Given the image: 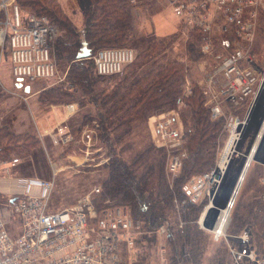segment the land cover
Returning <instances> with one entry per match:
<instances>
[{"label": "rangeland", "instance_id": "rangeland-1", "mask_svg": "<svg viewBox=\"0 0 264 264\" xmlns=\"http://www.w3.org/2000/svg\"><path fill=\"white\" fill-rule=\"evenodd\" d=\"M16 1L23 15L40 13L48 16L57 28V35L60 36L58 38L56 37L57 35L55 36L57 39H54L51 46V56L56 65V76L48 81L29 82L28 85H30L31 90L28 93H25L23 88L21 89L23 81L15 80L11 73L7 45L5 47L0 46V122L8 123L11 126V119L14 122L25 121L20 129L17 128V130H21L20 132H16V129L14 131L20 134L27 133L31 137L30 143L36 142L30 149L24 147L15 149V146H12L14 149L10 148L0 152V209L2 208L6 214L10 212L9 206L5 204V198L1 197V190H7V183L11 179L18 176H38L52 180L53 186L50 189L51 192L47 204L49 210L58 211L77 204L81 196L99 187V191L93 195L94 199H96L97 194L108 180L109 168L107 166L116 158V147L114 149L112 147L107 148L105 142L101 141V136L100 139L97 137L99 146H103L101 151L92 152L91 155H88L89 160L84 162V165H80L79 163L85 156L81 150H78V148L72 150L73 147L69 148L59 144L53 145L50 142L49 135H44L40 144L36 137L32 135L36 134L35 126L29 120L33 118V114H38L41 118L45 114L48 115L49 106L52 109L56 108L53 110L61 114L66 103L74 102L76 103V111L71 115H62L63 119L61 121L63 120V122L67 123L71 131L78 135L84 124L90 123L91 119L96 117V114H94L95 109L100 107L104 110L103 106H106L107 103L88 104L87 102L85 104L88 105L83 106L82 101V103L76 101L79 96L71 98L61 96L57 101H54L53 98L55 96L53 95H55L56 89H51L53 91L50 94H46L47 89L65 80L67 72L72 77L86 75V90L94 88L92 92L101 100L103 99V92H107L106 90L111 91L126 71H129V68H124L122 73L119 74L98 77L92 71L90 63L92 59L90 61L89 56L83 57L89 59L83 61V66L87 68L86 70L81 69L78 66L79 64H76L80 62L78 61L80 58L77 60L75 55L72 54L79 50L78 47L81 46V42L86 40L85 27L82 21L87 0H44L42 4L38 3L36 5H29V0ZM115 3L119 4V6L121 5L120 10L116 12L115 21L117 22L122 18L120 24L127 22L126 34L130 38L124 44L119 41L115 44H99L95 49L126 46L132 48L135 53H139L150 42L147 49L149 53L145 57H139V59H136L137 61L135 60L137 63L135 73H141L158 63L164 64L177 60L182 64L185 72L184 85L187 83L186 88H189L190 84L198 87L204 96L205 104L210 107L206 103L207 95L203 90L214 68V53L222 52L225 48L215 44L210 53L203 52L201 50L202 40L198 33L179 24L166 0H118ZM56 9L59 14L64 13L61 14L62 17L67 16L74 24L73 26L77 33L75 39L78 43L75 51L69 49L68 53H62L59 50L61 46V44L59 45V39L63 41L66 39L64 40L63 34H65V30L62 29L60 19L56 20L53 17V10L56 11ZM120 33L125 32L121 30ZM152 35L156 36V38L151 39ZM88 47L90 48L91 46L88 44ZM253 52V66L259 76L264 77V14H262L256 30ZM262 82L260 91L249 111V104L246 103L240 102L237 105L227 103V101L223 103L226 116L233 113L243 117L247 113V123L237 141L234 154L230 155L231 158L227 168L213 197V205L207 210L203 221L200 222V216L204 206L208 203L207 196L192 203L186 201L188 205L186 209H191L189 207L190 204L194 205L195 209L191 212L189 210L188 214V211H184L186 203L182 207L181 202L183 199L180 200L173 192L171 206L166 209L168 216L161 223L166 227V232L158 231L160 224L154 227L147 224L144 228V221L134 215V210L131 207L120 205L125 207L129 217L140 225L134 242L137 251V254L135 253L137 264H144L143 262L146 264H234L232 253H230L231 248L237 247L235 235H238L243 230L250 231L252 246L259 256L264 255V234L260 235L261 231L264 232V183L261 182V178L264 177V130L262 137L257 140L256 153L253 154L249 170L230 210L224 228L225 234L218 239H214L212 233V229H214V225L217 224L219 218V211L228 204V199H230L231 191L241 170L240 168H242L245 157L256 140L259 126H261L264 118V78ZM222 83L223 80L218 77L214 86L215 90H218ZM43 96V99H47L40 100L38 98ZM25 98H28V100L26 101ZM187 111L183 110V117ZM217 120L216 122L222 123L221 135L216 137V143L210 147L209 154L205 152V149L203 150V153L211 158L213 165L207 167V165H203V161L194 164L192 160L191 167H193V170L191 171L193 172L185 173L186 170L183 171L181 167L179 171L171 174L166 172L165 163V176L170 189H173L178 180L183 182L192 176L210 170L215 165L227 135L224 129L225 118L221 117L217 118ZM43 121L45 122V120ZM45 127L43 129H48L49 125L46 123ZM25 129L27 132H24ZM154 131L152 121L150 124V122L144 120L137 127H134L126 139L130 143L129 147L131 148L129 151L148 144L153 139L156 143ZM129 151L126 150L121 154L125 160L130 153ZM13 158H18L20 162L16 165H11L10 161ZM101 160H104V162ZM244 220L246 224L244 223L243 225L242 221ZM169 229L172 234L171 239L168 235ZM179 229L182 230L183 235L181 236L177 235ZM12 231L15 232V230ZM187 231H190L192 235H187ZM194 233H197V235L193 236ZM179 237L182 238L179 239Z\"/></svg>", "mask_w": 264, "mask_h": 264}, {"label": "built area", "instance_id": "built-area-1", "mask_svg": "<svg viewBox=\"0 0 264 264\" xmlns=\"http://www.w3.org/2000/svg\"><path fill=\"white\" fill-rule=\"evenodd\" d=\"M166 1L179 24L207 35L201 44L203 52L210 53L215 44L225 48L214 53V68L203 92L207 95L211 118H225L224 146L232 137L233 155L247 123V113L243 117L233 113L226 116L223 103H246L249 111L260 91L264 77L256 72L252 56L256 30L264 14V0ZM56 35L55 24L45 14L23 15L16 0H0V46L7 45L11 73L15 80L23 81L21 85L56 76L51 56ZM89 57L95 73L110 76L122 72L134 60L135 52L129 47H105L91 51ZM218 77L223 83L215 90ZM64 108L65 114L71 115L76 111V103H66ZM152 119L156 143L167 150L166 172L174 174L182 167L185 154L181 150V124L173 111ZM34 130L36 133L37 128ZM97 133L95 118L84 124L78 135L63 120L42 130L53 145L81 150L85 156L80 165L89 160L92 152L101 151ZM224 146L210 170L181 184L182 207L186 201L196 202L204 196L208 198L204 208L211 205L227 168V164L220 168ZM252 147L253 144L249 150ZM19 162L13 158L10 164ZM261 182L264 183V177ZM7 185V190H1L10 212L6 214L0 209V264H137L134 242L140 225L129 217L125 207L97 210L93 195L99 187L81 196L77 204L51 211L47 204L53 186L51 179L18 176ZM158 231L166 232V227L160 224ZM212 233L214 239L225 234H216L215 229ZM235 236L237 247H232L230 252L234 264H264V255L259 256L251 244L249 230Z\"/></svg>", "mask_w": 264, "mask_h": 264}, {"label": "trees", "instance_id": "trees-1", "mask_svg": "<svg viewBox=\"0 0 264 264\" xmlns=\"http://www.w3.org/2000/svg\"><path fill=\"white\" fill-rule=\"evenodd\" d=\"M115 1L118 0L86 1L82 22L85 27L86 41L91 46V51H95L99 44H115L117 41L124 44L130 38L126 34L127 22L120 24L122 18L115 21L116 12L120 10L121 6ZM43 2L44 0H29V5L42 4ZM61 14L57 9L53 10V17L56 20L60 19L62 29L65 30L63 36L66 40L59 39V45L61 44L59 50L62 53H68L70 50L75 51L78 46L75 39L77 33L71 19L67 16L62 17ZM121 30L125 33H120ZM193 31L198 33L201 40L207 36L200 31ZM155 38L156 36H151V39ZM149 45L150 42L143 51L135 53L134 60L124 67H128L129 71H126L111 91L103 92L101 100L92 92L94 88L86 90V75L72 77L69 72H67L65 80L49 87L46 92V94H50L53 91L51 89H56L55 95H53L55 96L54 101H57L61 96L69 98L79 96L76 101H82L83 106L97 102L107 103L106 106H103L104 110L100 107L95 109L96 117L93 118L96 119L97 137L100 139L101 136V141L105 142L107 148L114 149L116 147V158L107 166L109 168L108 180L104 189L102 188L94 199V204L99 211L120 205L129 206L134 210V215L144 221V228L147 224L151 227L159 226L167 218L168 211L166 209L171 206L173 192L180 200L183 199L180 186L184 181L179 182L178 180L173 189H170L165 176L167 150L155 143L153 139L148 144L129 151L130 143L127 142L128 140L126 141L129 132L142 121L149 122V119L157 114L175 112L181 124V129H179L182 138L181 150L185 152L182 168L183 171H187L185 173L193 172L191 171L193 170L192 160L194 164L203 161V165H207V167L213 165L211 158L207 157L203 150L205 149V152L209 154L210 147L216 143V137H219L222 132V123L211 118L209 106L205 104L200 89L190 82L189 88H186L187 83L184 85L185 72L182 64L177 60L164 64L158 63L141 73H135L137 64L135 60L139 57L143 58L149 53L147 50ZM77 51L72 54L75 55V58ZM66 57L68 56L66 55ZM86 59L91 61L90 57L89 59L80 58L77 59L80 62L76 64L86 70L87 68L83 66V61ZM90 63L93 73L98 77H103L95 73L92 61ZM44 96L38 98L42 100ZM87 102L88 104H85ZM182 108L188 110L184 117ZM30 139L31 137L27 133H16L8 123L0 122V152L12 148V146H15V149L17 147L30 149L36 143L34 140L30 143ZM4 140L7 141L4 142ZM7 142L8 144H6ZM11 143L13 144L10 145ZM126 150L130 153L125 160L121 154ZM186 206H188L187 203L184 211H188V214L189 210L190 212L195 210L194 205L190 204L191 209L189 210L186 209ZM244 223L245 220L242 221L243 225ZM186 234L192 235L190 231H187ZM263 234L264 232L261 231L260 235ZM168 235L171 239L170 229ZM177 235H183L181 229ZM196 235L197 233L193 234V236Z\"/></svg>", "mask_w": 264, "mask_h": 264}, {"label": "bare ground", "instance_id": "bare-ground-1", "mask_svg": "<svg viewBox=\"0 0 264 264\" xmlns=\"http://www.w3.org/2000/svg\"><path fill=\"white\" fill-rule=\"evenodd\" d=\"M259 127L260 128L257 132L258 136H257L255 142L253 143L252 149L248 151V153L245 157V160L243 162L242 168H240L241 170L237 176L236 182H235L234 187L231 191L230 199H228L229 200L228 204H226V206L224 208H222L221 211H219L220 213H219V218H218L217 224L214 225L215 226L214 229H215L216 234L225 232L224 228H225V224H226V221L228 219L230 210H231V208L234 204L235 198H236V196H237V194L241 188L242 182H244L247 171L249 170V167L251 165V162H252V159L254 156L253 154L256 153L257 142H258L257 140H258V138H260V136L262 137L263 130H264V118L262 120L261 126H259ZM230 141L232 142V144ZM233 141H232V137H230L229 141H227V143L225 144L226 147H224V149H223L222 159L220 161V168L221 169L225 168L226 164L228 165V163H229V160L231 158L230 155H232V152L234 151L232 149L233 143H234ZM212 205H213V203L211 202V205L209 204L206 206V208H204V210L202 211L201 216H200V222L204 220L207 210Z\"/></svg>", "mask_w": 264, "mask_h": 264}, {"label": "crops", "instance_id": "crops-1", "mask_svg": "<svg viewBox=\"0 0 264 264\" xmlns=\"http://www.w3.org/2000/svg\"><path fill=\"white\" fill-rule=\"evenodd\" d=\"M28 83L29 82H26L23 85H21V89L23 88V90H24L25 93H28L31 90V87H30V85H28ZM26 87H28V90L25 89ZM25 100L27 101L28 98H25ZM53 109H56V108H53ZM53 109H52V107L49 106V108H48V118H44V117L41 118L40 115L33 114V118H31V120H29V121H32L34 123L33 125L35 126V128H37L36 134H39L40 133V135H44V134H42V129L43 128H46L45 127L46 126V123H47V125H49V128H51L55 123H57V121L60 122L61 119H63L62 115L65 114V108L62 109L61 114H60V112L54 111ZM43 120H45V122ZM149 120H150L149 122L151 124V121L153 120L152 117ZM10 121H11L10 122L11 123V126L14 129H16L15 130L16 132H18V131L20 132L21 131V130H17V128L20 129L22 123L25 122L23 120H19L17 122H14L12 119ZM48 121H49V123H48ZM24 132H27V130L25 129ZM36 134H32V135H34L36 137L37 141L41 144L42 143V140H41L42 139L41 138L42 136L39 137Z\"/></svg>", "mask_w": 264, "mask_h": 264}, {"label": "water", "instance_id": "water-1", "mask_svg": "<svg viewBox=\"0 0 264 264\" xmlns=\"http://www.w3.org/2000/svg\"><path fill=\"white\" fill-rule=\"evenodd\" d=\"M91 49L88 47L87 41L83 40L81 42V46L79 48V50L76 53V58H83V57H87L90 55ZM26 90H28V87L25 88Z\"/></svg>", "mask_w": 264, "mask_h": 264}]
</instances>
